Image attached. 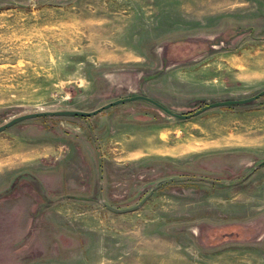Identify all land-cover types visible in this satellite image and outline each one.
Here are the masks:
<instances>
[{
  "label": "rangeland",
  "instance_id": "obj_1",
  "mask_svg": "<svg viewBox=\"0 0 264 264\" xmlns=\"http://www.w3.org/2000/svg\"><path fill=\"white\" fill-rule=\"evenodd\" d=\"M262 89L264 0H0V125ZM262 160L264 95L21 120L0 131V264H264Z\"/></svg>",
  "mask_w": 264,
  "mask_h": 264
},
{
  "label": "water",
  "instance_id": "obj_2",
  "mask_svg": "<svg viewBox=\"0 0 264 264\" xmlns=\"http://www.w3.org/2000/svg\"><path fill=\"white\" fill-rule=\"evenodd\" d=\"M262 95H264V89H262L261 91H259L256 94L249 96V97H246V98L214 101V102H211V103H208V104L202 106L200 109H196L195 111H193V113L182 114V113H177V112L171 111L170 109L165 107L163 104L159 103L158 101H156L155 99H153L149 96L139 94V95H132L129 97L116 99V100L111 101L109 103H106V104L102 105L101 107H99L95 110H92V111H83V110H76V109H59V110H46V111H35V112L24 113V114L15 116V117L9 119L8 121L2 123L0 125V131L10 127L11 125H13V124H15L21 120L29 119V118H35V117H45V116H84V117H89V116H93V115L97 114L98 112L102 111L103 109L111 107L115 104L125 102V101H129V100H135V99L146 100L170 116L180 118V119H186V118L191 117L192 115H196V114H198V113H200V112H202L208 108H211V107L247 104L249 102L256 100L258 97H260ZM262 166H264V160L257 163V165L253 169H257V168L262 167ZM174 178H177V176L162 178V179L156 181L154 186L159 185L160 183H162L166 180H171ZM104 204L111 207V208H114L113 206H110L107 203H104ZM139 204H140V202L133 205V206L126 207V208H120V209H124V210L131 209V208L136 207Z\"/></svg>",
  "mask_w": 264,
  "mask_h": 264
}]
</instances>
